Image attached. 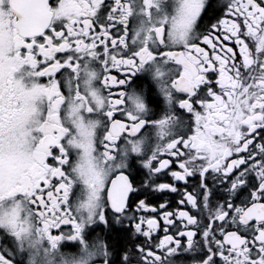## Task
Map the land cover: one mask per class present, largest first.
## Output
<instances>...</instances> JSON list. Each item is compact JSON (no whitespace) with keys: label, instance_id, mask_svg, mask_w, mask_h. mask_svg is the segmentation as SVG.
Segmentation results:
<instances>
[{"label":"snow or ice","instance_id":"obj_1","mask_svg":"<svg viewBox=\"0 0 264 264\" xmlns=\"http://www.w3.org/2000/svg\"><path fill=\"white\" fill-rule=\"evenodd\" d=\"M0 264H264V0H0Z\"/></svg>","mask_w":264,"mask_h":264},{"label":"flooded vegetation","instance_id":"obj_2","mask_svg":"<svg viewBox=\"0 0 264 264\" xmlns=\"http://www.w3.org/2000/svg\"><path fill=\"white\" fill-rule=\"evenodd\" d=\"M211 3L213 5V7H215V5L217 4V0H211ZM211 11H212V9H209V13H211ZM207 22H208V14H205V18H204V20L201 23L203 24V23H207ZM110 74L111 75H116V76H120L121 75V73L115 68L110 69ZM57 78L58 79H62V77H60L59 74H58ZM43 82H46V78H44ZM149 83H150V81H149ZM137 178L139 179V177H137ZM209 183L211 184V178H209ZM165 199L168 201V205H169L168 210H170V211L177 210V208H178V200L180 199V197L178 195L169 194L168 196L163 197L160 200H155L154 202L158 206V204L160 202H163V200H165ZM179 207H182V206H179ZM53 231L55 232L56 230L53 229ZM97 231H99V229H97ZM161 234H162V231H161ZM113 238L114 239L116 238V234L115 233H113ZM134 239H135V234L132 233V232L121 233L120 236H119L120 244L123 247H125V248L133 246L131 242ZM141 239H143V238L141 237ZM137 242H140V241L138 240ZM75 250L76 249L74 247H67V248L64 249V251H70V252H74Z\"/></svg>","mask_w":264,"mask_h":264}]
</instances>
